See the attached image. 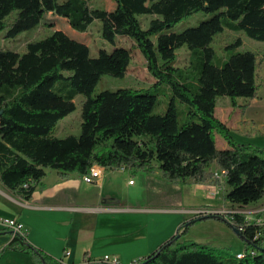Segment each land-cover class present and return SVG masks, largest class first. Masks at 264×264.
<instances>
[{"label":"trees","instance_id":"trees-1","mask_svg":"<svg viewBox=\"0 0 264 264\" xmlns=\"http://www.w3.org/2000/svg\"><path fill=\"white\" fill-rule=\"evenodd\" d=\"M113 9L91 8L87 0H0V36L11 40L41 24L45 11L65 18L72 29L87 33L99 22L104 42L91 55L87 43L61 30L27 43L19 53L0 46V181L27 201L43 188L48 170L61 180L76 173L88 176L95 165L154 172L172 184H204L216 180L212 166L225 171V200L245 208L264 199V149L236 142L216 115L217 102L228 98L244 112L257 98L258 56L239 51L240 38L218 58L213 44L226 29L264 42V0H114ZM212 16L182 32L171 31L187 17ZM153 17L148 27L140 17ZM127 38L145 59L155 85H166L172 98L167 111L155 113L158 95L150 89L105 90L94 95L105 76L124 78L132 50L118 47ZM190 52V72L176 67L177 52ZM64 80L55 90L58 82ZM82 102L81 131L57 137L58 123ZM238 99L245 100L239 104ZM177 100L186 106L180 124ZM220 134L227 148L217 147ZM156 167H154V165ZM215 219L237 230L244 250L231 255L222 249L184 240L186 228ZM13 233V232H12ZM0 252L29 254L39 264H61L14 234ZM238 254H243L238 258ZM87 264H109L88 258ZM133 264H264V227L234 214L195 215L175 236Z\"/></svg>","mask_w":264,"mask_h":264},{"label":"rangeland","instance_id":"rangeland-1","mask_svg":"<svg viewBox=\"0 0 264 264\" xmlns=\"http://www.w3.org/2000/svg\"><path fill=\"white\" fill-rule=\"evenodd\" d=\"M87 2L91 8H102L106 10H111L113 9L114 5H116L114 0H87ZM211 16V14H206L204 12L195 13L184 19L171 31L177 33L182 32L187 28L197 26L200 22L210 18ZM152 18L153 17L151 16L140 17L144 27H148ZM100 25L101 24L99 22H95L90 26L89 31L86 34L80 33L72 29L65 18L44 11L41 15V24L39 27L31 31L23 32L15 39L11 40L3 39L2 36H0V46L4 47L5 49L23 53L25 52L27 43L40 40L51 35L56 30H61L71 38L83 43H87L91 48V55L96 56L99 49L101 48H105L108 51L113 49L111 44L103 41L100 34ZM238 38L242 40V46L238 49L239 51H253L258 56V96L250 102V109L248 107L244 112H242V110H240L238 107L232 106L228 98H220L217 102L215 115L219 120L226 121L230 131L232 130V133H237L238 131L236 129L245 130L252 134L264 133V42L253 40L247 37L244 32H232L226 29L215 39L213 47L215 48L218 58L227 59L230 53L224 50L225 46ZM117 45L118 47H124L132 50V62L130 64L129 70L124 78H114L108 75L103 76L95 88L94 95H97L105 90H117L124 88L150 89L151 93L158 95V105L154 110L155 113H163L167 111L168 105L172 98L170 89L166 85H155V80L147 70L144 57L138 49L133 47V43L129 39L118 38ZM190 60V52L187 49L182 48L177 52L176 67L183 69L185 72H190ZM64 83V80L58 82L54 89L57 90ZM84 99L85 98L82 95H78L75 98L77 108L72 114L58 123L56 131L57 137L61 138L69 133L76 135L80 133L82 102ZM239 102L244 104L246 101L240 99ZM177 106L180 124H183L186 122V116L184 115L186 106L178 100ZM257 137V140H255L253 143L257 144L260 141H264V134ZM216 141L217 147L219 149H221L223 146H227L226 141L220 134H216ZM245 145L253 144L248 143ZM253 146L259 147L258 145ZM263 147L264 146H261L259 148ZM153 165L156 167L155 164ZM95 166L99 167L97 165ZM116 170L119 171L114 174H106V187L105 190H103V193L106 195L108 188L113 189L112 196L118 197L132 207H169L170 209L172 207H178L180 209H188L199 208L202 206H212V209L202 208L199 211H219L223 216L239 214L246 218L249 216L253 217L254 215H259L260 213L257 211L264 206V199L258 202V204L246 209L231 205V203L226 201L225 195L227 193L228 187L224 177L217 175L220 174L221 171L216 170L214 165L212 166V171H214L216 180L207 181L204 184H194L192 182L187 184L168 183L162 178V174L156 168L154 172L137 170L134 174L130 172V170H133L130 168H126L124 171H120V168ZM157 171H159L160 175L155 174ZM109 178L112 179L110 184H108ZM130 179L135 182V185H129ZM161 181L165 182L166 184H170L172 187L173 185L176 186L175 190L172 189V192H168L166 190L168 195L171 196V201L169 202L170 205H165L163 201H159L161 198V191L164 190V187H161L162 185L159 183ZM196 185H208L210 187H215L218 194L211 196L207 190H202L199 193L196 191ZM220 194L223 196V200H220ZM154 214H157L156 217L158 218L163 216L159 214H166L165 222L160 225L159 219H156L157 225L155 226L156 233L163 231L165 234L163 235L164 237L168 236L169 234V237L166 238L165 241L175 236L178 232V229L184 222L189 221L195 215H200L196 213L193 216V214L189 213L186 214L183 212L177 213L170 211ZM259 219L264 220V218L260 217V215L257 216L256 220ZM184 240L187 242H197L213 248L222 249L231 255H237L239 249L241 250L244 248L243 240L238 237L225 223L215 219L197 221L194 224L189 225L186 228Z\"/></svg>","mask_w":264,"mask_h":264},{"label":"crops","instance_id":"crops-1","mask_svg":"<svg viewBox=\"0 0 264 264\" xmlns=\"http://www.w3.org/2000/svg\"><path fill=\"white\" fill-rule=\"evenodd\" d=\"M239 100L238 103L241 104ZM221 121L228 126L226 121ZM236 130L238 134L232 132L231 134L237 142L264 146V141L253 143L257 136L264 133L252 134L245 130ZM118 171L104 168L99 181L87 184L76 173L72 174L70 179L61 180L56 171L48 170L43 180V188H37L29 201L23 199L18 192L7 189L0 181V220L16 219L23 223L27 230L28 242L61 264H85L88 258L99 260L105 256L117 257L120 264H133L152 253L169 237V234L164 237L163 231L155 232L156 219H159L161 225L165 222L166 214H159L163 216L158 218L154 213L170 211L194 216L202 208H213L202 206L170 209L129 206L118 197L112 196L113 189L108 188L106 195L103 193L106 187V174ZM130 172L135 173L133 170ZM155 174L160 175L159 171ZM111 181L109 178L108 184ZM130 181L133 180H129V185H135V182L130 184ZM159 183L164 187L159 201H163L165 205L169 204L171 196L168 192L175 190L176 186L172 187L163 181ZM202 190L209 191L211 196L218 194L215 187L196 185L197 192L200 193ZM220 200H223L222 195ZM257 212L264 218V206ZM259 215L246 219L255 221ZM13 238L12 231L4 230L0 226V252ZM243 250L244 248L239 249L238 253ZM0 264L39 263H36L29 254L8 250L1 255Z\"/></svg>","mask_w":264,"mask_h":264},{"label":"built area","instance_id":"built-area-1","mask_svg":"<svg viewBox=\"0 0 264 264\" xmlns=\"http://www.w3.org/2000/svg\"><path fill=\"white\" fill-rule=\"evenodd\" d=\"M126 170V167H121L120 171H124ZM226 174L225 171H221L220 174H217L218 176H224ZM103 176V169H98V168H94V166L92 167V169L89 172V176H82V180L87 183V184H92L95 183L97 181H99ZM133 181H130V184H132ZM197 214L200 215H207V214H222L219 211H209V212H196ZM255 222L261 226L264 227V220H255ZM0 226L2 229L4 230H10L12 231L14 234H21L22 236H26V227L23 223L19 222L16 219H2L0 220ZM67 255L69 253H66ZM102 261L109 263V264H120L119 259L117 257L114 256H105L101 259ZM85 264H87V261L85 262Z\"/></svg>","mask_w":264,"mask_h":264},{"label":"water","instance_id":"water-1","mask_svg":"<svg viewBox=\"0 0 264 264\" xmlns=\"http://www.w3.org/2000/svg\"><path fill=\"white\" fill-rule=\"evenodd\" d=\"M234 233H235L238 237L242 238L241 234H240L237 230H234Z\"/></svg>","mask_w":264,"mask_h":264},{"label":"bare ground","instance_id":"bare-ground-1","mask_svg":"<svg viewBox=\"0 0 264 264\" xmlns=\"http://www.w3.org/2000/svg\"><path fill=\"white\" fill-rule=\"evenodd\" d=\"M89 176V175H88ZM243 256V254H238V258H241Z\"/></svg>","mask_w":264,"mask_h":264}]
</instances>
